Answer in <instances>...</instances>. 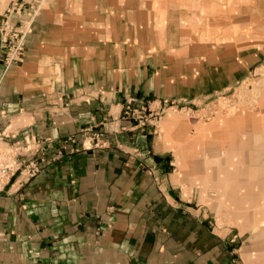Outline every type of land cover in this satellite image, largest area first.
Wrapping results in <instances>:
<instances>
[{
    "label": "crops",
    "instance_id": "crops-1",
    "mask_svg": "<svg viewBox=\"0 0 264 264\" xmlns=\"http://www.w3.org/2000/svg\"><path fill=\"white\" fill-rule=\"evenodd\" d=\"M217 2H44L22 61L0 65V156L44 144L47 160L0 185V264H244L175 167L184 156L118 121L125 98L190 103L248 75L249 34L218 33ZM91 127L107 147L84 140Z\"/></svg>",
    "mask_w": 264,
    "mask_h": 264
},
{
    "label": "rangeland",
    "instance_id": "rangeland-1",
    "mask_svg": "<svg viewBox=\"0 0 264 264\" xmlns=\"http://www.w3.org/2000/svg\"><path fill=\"white\" fill-rule=\"evenodd\" d=\"M45 1L0 0V65L4 71L22 61L26 37ZM213 16L218 33L223 32L219 28L228 25L234 31L240 27L247 30L250 52L256 54L248 75L226 91L190 103L125 98L122 108L132 101L151 110H163L148 126L158 128V136L169 143L174 155L184 156L186 163L175 167L183 173L188 188L197 191L209 228L219 236L231 233L244 264H264V0H218ZM5 38L8 40L2 42ZM15 47L21 52L8 64L6 58ZM118 121H126L122 109ZM129 123L136 128L135 122ZM84 140L93 149L107 147L106 140L98 142L91 135ZM243 142L249 146H242ZM44 147L40 145L30 157L21 158L19 147L2 154L1 164L12 163L13 159L24 163L11 165L0 185L15 175H23L26 180L33 178L25 173V162L43 159L45 164L46 157L39 155L44 153ZM195 158L201 160V170L193 177L190 162ZM51 160H56V156Z\"/></svg>",
    "mask_w": 264,
    "mask_h": 264
},
{
    "label": "built area",
    "instance_id": "built-area-1",
    "mask_svg": "<svg viewBox=\"0 0 264 264\" xmlns=\"http://www.w3.org/2000/svg\"><path fill=\"white\" fill-rule=\"evenodd\" d=\"M7 40L8 38H5L2 42H6ZM20 52L21 49L18 47H15L13 50L9 51V54L6 58L8 64L11 63L14 59H16ZM162 113L163 110L160 111L151 110L149 107H147L142 103L138 105H134L132 101H127L124 108H122V117L126 121L135 122L136 123L135 127L139 130L145 129L148 126V124L151 122V119L156 120L157 117H159L160 114ZM85 133L91 135L92 139H95L98 142L103 141L102 134H99L100 132L93 131V129L89 128L85 131ZM11 162L12 163H6L5 165L0 163V179H3L5 176H7L8 172L11 170L10 168L11 165L24 163L23 161L17 163V160L15 159L11 160ZM25 163H26L25 173L29 177H33L41 171L44 161L43 159L39 161L30 160L29 162L26 161Z\"/></svg>",
    "mask_w": 264,
    "mask_h": 264
},
{
    "label": "bare ground",
    "instance_id": "bare-ground-1",
    "mask_svg": "<svg viewBox=\"0 0 264 264\" xmlns=\"http://www.w3.org/2000/svg\"><path fill=\"white\" fill-rule=\"evenodd\" d=\"M220 132V131H219ZM222 134V133H221Z\"/></svg>",
    "mask_w": 264,
    "mask_h": 264
}]
</instances>
